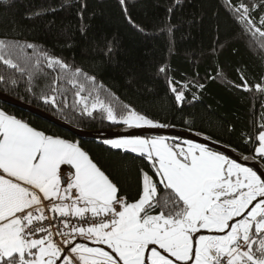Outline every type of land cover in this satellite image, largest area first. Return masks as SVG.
<instances>
[{
	"label": "snow or ice",
	"instance_id": "1",
	"mask_svg": "<svg viewBox=\"0 0 264 264\" xmlns=\"http://www.w3.org/2000/svg\"><path fill=\"white\" fill-rule=\"evenodd\" d=\"M225 5L244 34H250L254 42L257 37L264 41V14L259 20L262 27L256 26L252 15L264 0L237 4L225 0ZM24 48L36 50L31 43L0 39V61L26 71L11 59ZM44 64L59 69L53 85L63 80L71 86V107L82 116L128 129L169 126L128 105L106 102L101 98L104 86L97 85L95 76L79 67L73 69L46 51H40L27 70V90H32L33 79ZM169 84L175 101L182 104L188 85L178 89L171 80ZM236 87L251 90L246 80ZM256 88L264 92V86ZM69 90L49 85L41 89L39 98L57 105L61 96L64 99L59 103L67 106ZM257 139L259 146L251 159L264 161V130ZM103 143L145 158L165 194H158L157 182L144 172L142 194L128 202L77 143L47 135L0 110V264H264V171L258 174L191 140L182 145L161 135H127ZM54 236L60 237L59 243ZM78 237L95 246L77 242Z\"/></svg>",
	"mask_w": 264,
	"mask_h": 264
},
{
	"label": "trees",
	"instance_id": "2",
	"mask_svg": "<svg viewBox=\"0 0 264 264\" xmlns=\"http://www.w3.org/2000/svg\"><path fill=\"white\" fill-rule=\"evenodd\" d=\"M262 14L264 5L252 13L257 27H262ZM0 39L36 46L35 51L24 48L13 53L11 59L21 68L30 70L39 52L46 51L73 69L79 67L95 76L97 85L104 86L101 98L106 102L128 105L169 125L162 129L193 133L223 145L236 155L249 157L248 162L256 155L257 136L264 130V92L256 88L257 84L264 86V41L257 37L254 42L250 34H244L225 0H125L123 5L120 0H0ZM161 67L166 72L161 73ZM27 70L21 72L0 61V76L4 77L0 93L84 132L120 131L122 124L82 116L78 108L71 107V86L63 80L53 85L58 68L42 65L31 91L27 90ZM170 80L178 89L188 85L182 104L175 101ZM244 80L250 91L236 87ZM49 85L70 89L67 106L59 103L64 99L61 96H57V105L39 98L41 89ZM0 110L47 135L77 143L128 202L142 194L144 172L157 182L158 194H165L150 163L138 154L111 148L101 138H76L1 101ZM168 138L173 143L181 141Z\"/></svg>",
	"mask_w": 264,
	"mask_h": 264
},
{
	"label": "water",
	"instance_id": "3",
	"mask_svg": "<svg viewBox=\"0 0 264 264\" xmlns=\"http://www.w3.org/2000/svg\"><path fill=\"white\" fill-rule=\"evenodd\" d=\"M0 101L16 107L18 109L24 110L29 112L32 115H35L49 123H52L53 125L60 127L68 132H70L72 135H74L76 138H82V137H91V138H101V139H112V138H119L122 136H127V135H141V136H155V135H161V136H168V137H175L181 140H191L195 143H201L209 146L211 149L215 151H219L222 154L228 155L229 158L235 159L239 163H243L248 167H252L254 170L258 171V174L262 171V169L256 164L252 162H248L243 159V157L236 155L231 149L214 143L210 140H207L205 138H202L198 135L189 133V132H184L181 130H176V129H150V128H139V129H134L126 132H109V133H89V132H84L81 130H78L76 128H73L66 123L56 119L55 117L42 112L36 108H33L27 104L22 103L21 101H18L16 99H13L5 94L0 93ZM77 242L80 243H86L88 245H92L91 243L86 242L83 239H77Z\"/></svg>",
	"mask_w": 264,
	"mask_h": 264
},
{
	"label": "rangeland",
	"instance_id": "4",
	"mask_svg": "<svg viewBox=\"0 0 264 264\" xmlns=\"http://www.w3.org/2000/svg\"><path fill=\"white\" fill-rule=\"evenodd\" d=\"M145 128H147V127H145ZM134 129H137V128H133V129H128L126 126H124V125H122L121 127H120V131L119 132H126V131H130V130H134ZM193 134V133H192ZM145 137H148V136H145ZM112 139H116V138H112ZM184 141H186V140H181V141H178V142H175V143H180V144H182L183 145V143H184ZM170 143H173L172 141H170ZM107 146H109V147H111L110 145H107ZM258 146H259V144H258ZM257 146V147H258ZM112 148V147H111ZM115 149V148H114ZM119 150H122V149H119ZM125 151V150H124ZM130 152V151H129ZM159 178V177H158ZM81 239H83V240H85L86 242H88V243H91L90 241H88L86 238H81ZM89 246H95V245H89Z\"/></svg>",
	"mask_w": 264,
	"mask_h": 264
},
{
	"label": "flooded vegetation",
	"instance_id": "5",
	"mask_svg": "<svg viewBox=\"0 0 264 264\" xmlns=\"http://www.w3.org/2000/svg\"><path fill=\"white\" fill-rule=\"evenodd\" d=\"M250 162L256 163L262 169V171H264V163L262 161L255 159V160L250 161Z\"/></svg>",
	"mask_w": 264,
	"mask_h": 264
},
{
	"label": "built area",
	"instance_id": "6",
	"mask_svg": "<svg viewBox=\"0 0 264 264\" xmlns=\"http://www.w3.org/2000/svg\"><path fill=\"white\" fill-rule=\"evenodd\" d=\"M49 215H51V214H49ZM73 223H75V218H73ZM52 231L55 233L56 229L53 228ZM54 239L59 243V241H60V237L59 236H54ZM77 239H80V238L78 237Z\"/></svg>",
	"mask_w": 264,
	"mask_h": 264
},
{
	"label": "crops",
	"instance_id": "7",
	"mask_svg": "<svg viewBox=\"0 0 264 264\" xmlns=\"http://www.w3.org/2000/svg\"><path fill=\"white\" fill-rule=\"evenodd\" d=\"M7 114V113H6ZM9 115V114H8ZM72 142V141H71ZM75 143V142H73ZM64 170L67 171V166H64ZM81 239V238H80Z\"/></svg>",
	"mask_w": 264,
	"mask_h": 264
}]
</instances>
